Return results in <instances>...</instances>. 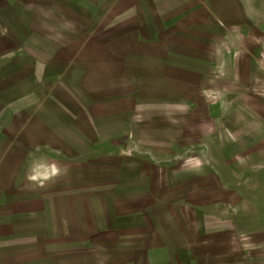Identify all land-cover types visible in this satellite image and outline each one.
<instances>
[{"label": "rangeland", "instance_id": "obj_1", "mask_svg": "<svg viewBox=\"0 0 264 264\" xmlns=\"http://www.w3.org/2000/svg\"><path fill=\"white\" fill-rule=\"evenodd\" d=\"M130 1L0 0V221L264 231V0L187 2L203 60H169L167 82Z\"/></svg>", "mask_w": 264, "mask_h": 264}, {"label": "crops", "instance_id": "obj_2", "mask_svg": "<svg viewBox=\"0 0 264 264\" xmlns=\"http://www.w3.org/2000/svg\"><path fill=\"white\" fill-rule=\"evenodd\" d=\"M190 1L195 0H144L145 24L137 35L142 36L140 43L148 51L162 52L157 73L163 82L170 80L167 68L179 66L169 60H203L201 55L193 54L197 50L203 52V46L186 43L184 37L182 20L185 5ZM171 20H175L173 30ZM16 212L0 221V264H264V231L239 234L222 225L208 227L198 219L193 234L186 232L182 223L185 221L175 220L165 224V230L162 228V233L156 235H107L105 225L98 223L96 233L72 235L67 229L65 234H43L39 213V232L27 233L31 223L23 210ZM71 217L65 220L69 228Z\"/></svg>", "mask_w": 264, "mask_h": 264}]
</instances>
